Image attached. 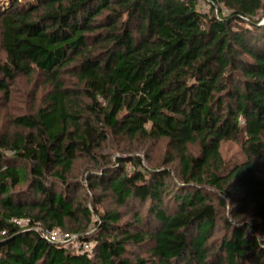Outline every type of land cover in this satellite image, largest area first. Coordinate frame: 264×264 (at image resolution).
<instances>
[{"label":"trees","instance_id":"trees-1","mask_svg":"<svg viewBox=\"0 0 264 264\" xmlns=\"http://www.w3.org/2000/svg\"><path fill=\"white\" fill-rule=\"evenodd\" d=\"M205 1L0 0V92L35 70L50 85L0 132V264H264V0ZM109 137L143 146L101 161ZM159 138L177 177L140 154ZM56 226L91 249L50 241Z\"/></svg>","mask_w":264,"mask_h":264},{"label":"rangeland","instance_id":"rangeland-1","mask_svg":"<svg viewBox=\"0 0 264 264\" xmlns=\"http://www.w3.org/2000/svg\"><path fill=\"white\" fill-rule=\"evenodd\" d=\"M24 1V0H22ZM219 9H225L224 7L220 6L218 4ZM208 9V7H207ZM226 10V9H225ZM4 59V51L0 48V62ZM64 81H66V84L75 85V79H73L72 76L69 74H64L62 76ZM1 79V78H0ZM67 84V85H68ZM50 85L48 84L47 80L42 78V75L35 70V72H32L31 74L24 75L19 74L14 77L12 81L8 82V92H0V132L4 133H12L15 131H20L23 128L17 126L13 119L17 116L23 115V114H33V112L36 110V107L38 105H41L44 103L45 94L49 90ZM220 154L222 158H224L226 164H232L235 163L238 160L244 159V153L242 151L240 142L237 140H222L220 141ZM123 145L131 146L132 148H141V144L136 142H125L123 140H119L117 137H109L105 141H103L102 145L99 148L95 149L96 158L103 161L107 160L109 158L115 159L116 156L121 151V147ZM189 150L197 154L198 153V146L195 144H189L188 145ZM146 150V154H148L149 159L152 163L160 164L165 166L166 168L171 169L174 176L177 177L178 172V161L177 159L166 162V151H167V143L166 140L163 138H159L156 140L148 141L144 145L143 149H140V154H142ZM145 154V153H143ZM74 165L71 170V173L69 177L78 178L79 180H85V178L82 176L83 173L87 171V169H95L96 164L90 159V157L87 155H84L82 153H79V156L75 158L73 161ZM110 162V161H109ZM162 163V164H161ZM86 181V180H85ZM84 181V182H85ZM170 184H173L170 181ZM169 184V185H170ZM174 188V187H173ZM84 192V189H78L76 191V194H82ZM170 194L172 192H169ZM169 196V195H168ZM113 202L111 201L110 196H107L103 202L104 207L105 206H111ZM229 200L226 199V209L229 207ZM123 209V217L122 218H130V210H127L126 208ZM226 209L222 208L221 212L223 215L228 216L229 218H232L230 214H228ZM238 213L239 218L248 217V212H244L242 210L236 211ZM25 220L22 222L24 223ZM73 222V221H72ZM71 222V225H72ZM72 233L77 234L75 231H72ZM225 233V230L222 226V224H219L215 227L213 235L209 238V241L213 244L218 243L217 238L221 236V234ZM150 244H145L143 246L139 247H132L131 249L135 251L137 254H145L146 248H148Z\"/></svg>","mask_w":264,"mask_h":264},{"label":"built area","instance_id":"built-area-1","mask_svg":"<svg viewBox=\"0 0 264 264\" xmlns=\"http://www.w3.org/2000/svg\"><path fill=\"white\" fill-rule=\"evenodd\" d=\"M207 7H208V9L210 7V4L207 1L198 0V8L200 10L206 12V11H208ZM217 11L218 10H216V13H217ZM23 220H25L24 223L27 222V219H23V218L20 220H16V222L18 224L22 225ZM42 233L50 241L58 242V243H61L63 245H71L72 247H75V248H82L83 250H86V251H89L91 249V246H92L90 241H78L77 234L71 233L69 231H65L62 228H59L57 226L52 228V229H44Z\"/></svg>","mask_w":264,"mask_h":264}]
</instances>
